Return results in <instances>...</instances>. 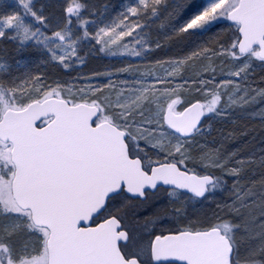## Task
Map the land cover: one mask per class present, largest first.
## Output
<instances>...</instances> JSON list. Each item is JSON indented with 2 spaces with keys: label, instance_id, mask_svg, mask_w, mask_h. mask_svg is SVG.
Returning a JSON list of instances; mask_svg holds the SVG:
<instances>
[{
  "label": "snow or ice",
  "instance_id": "1",
  "mask_svg": "<svg viewBox=\"0 0 264 264\" xmlns=\"http://www.w3.org/2000/svg\"><path fill=\"white\" fill-rule=\"evenodd\" d=\"M0 264H264V0H0Z\"/></svg>",
  "mask_w": 264,
  "mask_h": 264
}]
</instances>
